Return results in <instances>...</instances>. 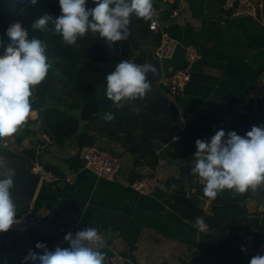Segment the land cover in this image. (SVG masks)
<instances>
[{
    "label": "crops",
    "instance_id": "obj_1",
    "mask_svg": "<svg viewBox=\"0 0 264 264\" xmlns=\"http://www.w3.org/2000/svg\"><path fill=\"white\" fill-rule=\"evenodd\" d=\"M171 5L180 8V14L170 19L167 26L177 25V39L182 48L195 45L201 55V60L192 69L184 95L172 100L180 115L176 124L183 129L185 116H188L202 120L213 135L220 129L226 134L236 131L241 135L245 126L250 131L255 125L249 107L253 103L258 76L264 70V6L257 16H233L227 7H220L211 0H163V6ZM153 37L129 40L134 54L153 52L159 45ZM182 50L173 60L164 62L166 72L183 66ZM58 86L53 85L54 88ZM150 89L149 93L153 90L152 85ZM59 94L57 92L56 96ZM100 97L103 110L115 106L140 110L127 98L113 104L104 92ZM83 107L70 110L60 105V109L80 120L81 132L86 131L90 121L83 119ZM96 128L90 125L89 131L90 135L96 136V145L119 159L120 171L114 181L100 178L86 169L75 141H67L63 147L49 142L42 132L38 110H32L13 136L0 139V160L3 162L8 153L36 150L41 165L55 168L60 176L71 180L55 186L40 185L30 206L33 208L39 200L42 208L32 217L29 237L53 238L54 250L63 227L96 228L107 242L100 250L105 256L103 264L115 255L122 258L117 264H249L253 256L264 255V244L253 254L240 249L241 237L253 236L255 231L249 220L262 218L264 214V185L245 202V210L232 215L223 229L200 232L167 206L162 194L145 196L132 186L139 180L132 179L135 178L132 172L140 178L156 176L164 182L179 178L182 167L195 165V156L173 160L168 145L160 141L154 142V151L143 147V154H133L121 142L98 136ZM4 142L9 143L8 148L2 147ZM151 154L160 157L156 169L147 164ZM137 158L142 164L139 167H135ZM7 173V169L0 166V179ZM186 189L188 197L197 193L189 184ZM18 213L16 207V215Z\"/></svg>",
    "mask_w": 264,
    "mask_h": 264
},
{
    "label": "trees",
    "instance_id": "obj_2",
    "mask_svg": "<svg viewBox=\"0 0 264 264\" xmlns=\"http://www.w3.org/2000/svg\"><path fill=\"white\" fill-rule=\"evenodd\" d=\"M220 7H226L227 0H211ZM96 5L93 0H87V8H94ZM175 5L169 7L163 6V0L153 2V9L160 15L163 22L170 20ZM48 14L53 18L61 14L59 0H38L36 5H32L30 0H0V39L3 44L0 46V55L11 42L6 35V29L16 21H20L22 27L28 32L29 39L35 37L46 44V55L49 57V63L52 67L49 69L45 80L32 89L30 103L32 110H38L42 120V132L52 143L58 147H63L67 141H75L79 149L84 146L96 145V136L90 135V125L97 124L96 134L129 147L133 154H143V147L146 150L154 151V142L160 141L167 144L170 149V158L173 160L187 158L194 155L196 151L195 141L197 139L210 140L213 136L211 130L205 123L198 118L185 116L184 128L178 127L166 117H153L142 110H132L124 106H115L108 110H103V101L100 97V91L106 88V76L114 71L100 70L95 63L105 62L106 53L100 41L108 43L98 33L91 30L79 37L74 45H66L62 36L55 33L54 25L49 23L45 31L32 28V24L40 16ZM232 15V11L229 10ZM155 16V15H154ZM128 30L130 35L125 40L117 41L112 44L115 51L121 48V57L125 61H133L137 65H145L147 61L146 52L136 56L129 43V40L139 37L140 39H149L153 33L149 29L150 21L137 17L134 13L130 16ZM168 33L178 38L179 27L170 25L167 27ZM158 44L161 41L160 35H154ZM109 44V43H108ZM58 81V88H54V82ZM57 92L60 93L57 97ZM94 102L100 107L99 115L92 117L87 124L85 132L80 131V120L71 116L67 110L60 109V105H65L70 110L81 108L87 103ZM178 102V101H177ZM111 112L114 119L104 120L103 114ZM250 118L255 126H264V104L255 108L252 103L249 107ZM31 122L28 123V126ZM22 127V126H21ZM27 129V127L25 126ZM248 131L246 126L242 129L241 136ZM178 137V140H175ZM21 141L20 139L18 142ZM7 158H15L25 161L31 168L38 160L36 150L25 149L17 154L8 153ZM160 157L156 154L150 155L147 164L156 169L159 167ZM141 161L139 158L135 161V167H139ZM194 166H185L180 170L179 178H172L166 182L169 190L163 192V198L176 214L194 225L197 217H202L208 225V230L219 231L224 228L232 215L242 212L245 209V202L252 198L255 192L249 190L244 194L236 193L235 190L226 189L218 193L212 201L211 213L205 214L200 208V196L203 191L187 196L186 186L192 182L194 174L191 169ZM56 174H60L55 168H46ZM135 178L141 179L139 175L132 172ZM42 208V202L37 200L34 207L26 206L22 208L15 216L29 213L31 217ZM250 224L255 227L253 234L254 249L257 251L264 244V214L262 218H251ZM31 248L37 253L40 249L35 248L37 242L47 245L49 250H53V238L47 236H30ZM16 242V236L8 231L0 233V253L9 244ZM28 252L16 255L6 256L0 259V264H22L23 258ZM42 254V253H41ZM28 264H33L29 261ZM39 264V262H35Z\"/></svg>",
    "mask_w": 264,
    "mask_h": 264
},
{
    "label": "clouds",
    "instance_id": "obj_3",
    "mask_svg": "<svg viewBox=\"0 0 264 264\" xmlns=\"http://www.w3.org/2000/svg\"><path fill=\"white\" fill-rule=\"evenodd\" d=\"M38 0H30L36 5ZM94 8H87V0H59L61 14L55 18L45 14L32 24L33 29L45 31L49 23L54 25L55 33L62 36L66 45H74L79 37L91 30L104 38L109 47L114 42L127 39L128 26L134 13L145 21H152L156 15L153 0H93ZM151 26H155V22ZM10 43L0 55V139L13 136L25 124L32 112L30 97L32 89L45 80L52 64L46 55V44L38 39H29L28 32L20 21L6 29ZM3 41L0 39V46ZM155 68L150 65H137L129 61L119 63L115 70L106 76L105 95L113 104L124 98L144 99L150 84L146 73ZM106 121L114 119L107 112L102 117ZM195 165L192 174L204 181L203 194L214 201L218 192L224 189L244 194L255 192L264 185V126H253L244 136L236 131L227 134L217 130L210 140L197 139ZM0 160V166H3ZM7 179H0V233L8 232L14 225L16 205L9 189L13 187L15 170H9ZM193 227L205 232L208 225L202 217H197ZM67 248L56 246L49 250L41 242L35 244L41 253L29 249L22 264L29 261L39 264H103L104 254L93 248L99 245L98 230L85 228L73 236L65 235ZM249 264H264V255L253 256Z\"/></svg>",
    "mask_w": 264,
    "mask_h": 264
},
{
    "label": "built area",
    "instance_id": "obj_4",
    "mask_svg": "<svg viewBox=\"0 0 264 264\" xmlns=\"http://www.w3.org/2000/svg\"><path fill=\"white\" fill-rule=\"evenodd\" d=\"M264 6V0H227L226 7L232 11L233 16H257ZM180 14V8L173 10L170 19H175ZM155 22V26H151ZM167 23L163 22L159 14L153 16V20L150 21L149 29L155 35L161 36V41L156 47L154 57L161 61L163 77L160 82V88L166 93L171 100L181 98L191 80L192 69L201 60V55L198 48L195 45H188L186 47L181 46L177 38L172 37L167 31ZM183 49L184 64L179 69H174L166 72L164 62H169L174 59L176 53ZM252 102L255 108H259L264 103V70L259 74L255 89V94L252 98ZM47 137V136H46ZM47 140L52 142L48 137ZM3 147H9L8 142L2 143ZM79 157L84 162L86 169L95 174L96 176L114 181L120 171V162L117 156L97 145L84 146L79 150ZM33 174L41 176L40 185H58L61 182L70 183V179H64L60 174H56L53 171L47 170L38 161L30 168ZM133 188L140 194L145 196H154L168 192L169 188L166 182L160 180L156 176H144L141 179L133 183ZM190 187L196 191L202 190L204 187V181L198 176L194 175ZM201 210L205 214L211 212L212 201L207 197L200 196ZM15 223L9 230L16 236V241L23 237H29V230L31 228L32 217L29 213L19 215L15 217ZM81 230L77 225H69L63 227L56 240L57 246L61 248L69 247V244L64 240V237L69 232L75 236V234ZM100 237L99 245H93L95 250H102L106 247V240L104 236L98 232ZM240 249L246 254H253L254 249V237L252 235H244L240 240ZM122 258L119 255H115L108 259L107 264H117Z\"/></svg>",
    "mask_w": 264,
    "mask_h": 264
},
{
    "label": "water",
    "instance_id": "obj_5",
    "mask_svg": "<svg viewBox=\"0 0 264 264\" xmlns=\"http://www.w3.org/2000/svg\"><path fill=\"white\" fill-rule=\"evenodd\" d=\"M103 45L106 53L105 62H96L95 65L103 71L115 69L116 66L125 61L121 55L109 47V44L100 41ZM145 65H150L155 68V74L152 71H148L146 75V82L152 85L153 90L147 92L144 99H129L137 108L145 113L152 115L153 117H166L173 123H177L180 120V115L176 104L166 95L159 87V84L163 77L162 63L160 60L154 57V52H150L147 55V61ZM101 112L94 102H90L84 105L82 109V116L85 121H89L92 117L99 115ZM4 161V167L7 171L14 169L15 176L13 177V187L9 189L10 196L20 211L26 206H30L34 200L38 188L40 187L41 176L33 174L29 165L20 159L6 158ZM8 175L4 177L7 179ZM31 248L30 237L20 238L15 243L7 245L0 253V259L10 255H16L23 252H28Z\"/></svg>",
    "mask_w": 264,
    "mask_h": 264
},
{
    "label": "rangeland",
    "instance_id": "obj_6",
    "mask_svg": "<svg viewBox=\"0 0 264 264\" xmlns=\"http://www.w3.org/2000/svg\"><path fill=\"white\" fill-rule=\"evenodd\" d=\"M133 45L136 46L135 44H133ZM136 47H137V46H136ZM117 52H118L119 54H121V48H119V46H118V50H117ZM54 84H55V85H56V84L59 85V82L56 81ZM105 91H106V88L102 89V90L100 91L99 94L101 95V93H103V92L105 93ZM94 125L97 126V124H93V126H94ZM2 147H3V146H2ZM3 148H4V147H3ZM6 148H8V147H6Z\"/></svg>",
    "mask_w": 264,
    "mask_h": 264
}]
</instances>
